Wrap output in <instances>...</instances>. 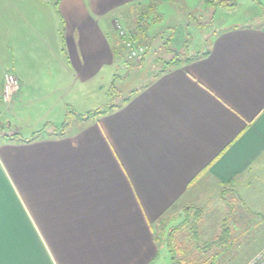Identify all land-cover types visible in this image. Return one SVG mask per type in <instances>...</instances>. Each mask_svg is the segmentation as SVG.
Instances as JSON below:
<instances>
[{"label": "crops", "instance_id": "crops-1", "mask_svg": "<svg viewBox=\"0 0 264 264\" xmlns=\"http://www.w3.org/2000/svg\"><path fill=\"white\" fill-rule=\"evenodd\" d=\"M146 1L0 0V264H154L165 221L264 162L260 15L56 134L84 104L71 84L116 78L114 20ZM7 73L19 86L3 101Z\"/></svg>", "mask_w": 264, "mask_h": 264}, {"label": "rangeland", "instance_id": "rangeland-1", "mask_svg": "<svg viewBox=\"0 0 264 264\" xmlns=\"http://www.w3.org/2000/svg\"><path fill=\"white\" fill-rule=\"evenodd\" d=\"M140 5L141 8L135 9L136 12L133 11V14L127 12L124 13V18L118 16L115 19L121 24L120 28H115L116 32H111L114 34L113 45L115 49L118 48L116 54L120 60L115 69L116 78L112 80L109 78L106 84L103 81L105 88L102 92L99 82L95 83L96 86L90 84L83 86L78 82L71 84L69 88L71 98L78 101L81 97L85 99L83 108L82 106L78 108L81 114L105 104L120 103L124 96L132 95L134 90L140 89L151 80L154 70L161 68L162 62L171 57L168 47L177 52L184 48L187 42L186 48L190 54L204 52L212 41L211 38L222 27L235 20L260 24L261 20L256 19V16H262L264 12V0H238L235 8L223 6L214 8L205 0H147ZM148 6H154L155 14H160L162 18L151 25L144 41L143 37H138V40L140 38L139 41H142L141 45L145 47L149 39L156 36V40L147 46L146 54L143 53L145 56L143 63L139 64L129 58L126 41L130 40V31L134 33L140 13ZM114 25L117 24L114 22ZM1 71L0 69L2 93L1 77L4 72L1 74ZM71 109L74 110L73 107ZM3 116L5 117V114ZM7 117L10 122L11 116L8 114ZM236 187L226 189L225 195L220 199L217 190L209 192L202 202L203 216L199 222L194 208L190 213L184 210L165 221L161 225V229L162 227L164 229L160 234L161 250L154 264H171L172 253L182 259L183 254L186 255L188 263L194 260H207L209 263L216 260L217 264H244L250 255L259 250L264 244V162L254 168L253 172L243 178ZM189 217L191 221L188 226L179 231L169 244L168 233L171 228L185 222ZM196 244L201 246L212 244V247L207 252H200L191 248L196 247ZM216 252L219 253V257L214 259Z\"/></svg>", "mask_w": 264, "mask_h": 264}, {"label": "trees", "instance_id": "trees-1", "mask_svg": "<svg viewBox=\"0 0 264 264\" xmlns=\"http://www.w3.org/2000/svg\"><path fill=\"white\" fill-rule=\"evenodd\" d=\"M206 3H211V6H213L214 8L218 7V6H223V7H229V8H235V6L237 5L238 3V0H205ZM154 6H148L146 10L142 11L138 17V21L136 22V26H135V29H134V33L132 32V30L130 31V40L132 42H134L135 44L137 45H141V42L142 41H139L140 38H142V40L144 41V38L146 36H148V32L150 30V27L152 24H155L157 22H159L162 18V16L159 14H155V11H154ZM152 15V17H151ZM262 17H264V12L262 14ZM152 20V21H150ZM174 33V32H173ZM172 33V34H173ZM138 37L139 40H138ZM156 40V36L155 37H152L151 39H149L148 41V44L147 46H150L151 43H153V41ZM171 40V39H169ZM139 41V42H138ZM140 43V44H138ZM186 44L187 42L185 43L184 45V48H182L181 50H178L177 52H174V50H172V48H167V50L169 51V53H171V57L164 60L162 62V66L161 68H159L158 70H156L154 73H153V78H156L158 76H160L161 74H163L164 72L168 71V70H171L173 69L174 67L176 66H180L186 62H189L193 59H196L200 56H204V55H207L209 53V49L207 48L204 52H198V53H194V54H190L188 51H187V48H186ZM145 46V45H144ZM147 46H145V54L147 52L146 48ZM117 49V48H116ZM116 49H115V52H116ZM183 50V51H182ZM145 59V56L143 55V58L140 62H138L139 64H142L143 61ZM132 95H128V96H124L122 101L120 103H111V104H107V105H104L98 109H95V110H91L89 112H86L85 114H81L80 112H77L75 109L72 110L71 107H68V110H67V114H66V118L64 119V121L59 125V126H55V128L58 130H56V134H59V135H62V133L65 131V129L71 124V122L74 120V119H79L80 121H83L85 119H88V117H93V118H98L102 115H106L107 113H110L112 111H114L116 108L118 107H121L123 104L127 103L130 98H131ZM45 128L38 131L37 134H40L41 132H44ZM54 130V131H55ZM229 188V187H227ZM225 190L222 191V195H225L224 193ZM192 207H186L185 210L188 211V213H190ZM197 210L199 211V214L197 215V219H198V222L199 220L202 218L203 216V208H197ZM191 221V218H187L185 222L181 223L180 225L174 227V228H171L170 232L168 233V243L170 241H172L176 234L183 230L184 228H186L189 224V222ZM164 231L163 227L161 229V226L158 230V233H157V239H158V242L161 241V238L160 237V234ZM170 244V243H169ZM198 245V244H197ZM168 246V244H167ZM199 251L200 252H207L208 250H210V248L212 247V244H208V245H205V246H201L199 245ZM186 255L183 254L182 257H184V259L180 258V257H177V255L173 254L172 253V263L171 264H217L216 260H214L213 262H208L207 260L205 261H200V260H194L192 263H188L186 261L187 257H185ZM219 257V253L216 252L214 253V256L213 258L214 259H217Z\"/></svg>", "mask_w": 264, "mask_h": 264}, {"label": "built area", "instance_id": "built-area-1", "mask_svg": "<svg viewBox=\"0 0 264 264\" xmlns=\"http://www.w3.org/2000/svg\"><path fill=\"white\" fill-rule=\"evenodd\" d=\"M117 25L115 26L116 29L121 27L118 20L114 21ZM126 48L128 50V56L130 59L140 62L143 58V53L145 52V47L136 46L134 42L131 40L126 41ZM19 86V82L17 78L11 74L7 73L5 75V85H4V94H3V101L10 99V96L17 90ZM244 264H264V246L261 247L254 255H252Z\"/></svg>", "mask_w": 264, "mask_h": 264}]
</instances>
